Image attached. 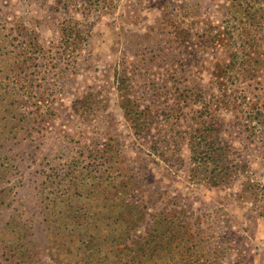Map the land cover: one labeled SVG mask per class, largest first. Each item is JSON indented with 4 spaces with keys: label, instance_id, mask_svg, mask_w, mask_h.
Segmentation results:
<instances>
[{
    "label": "rangeland",
    "instance_id": "rangeland-1",
    "mask_svg": "<svg viewBox=\"0 0 264 264\" xmlns=\"http://www.w3.org/2000/svg\"><path fill=\"white\" fill-rule=\"evenodd\" d=\"M0 264H264V0H0Z\"/></svg>",
    "mask_w": 264,
    "mask_h": 264
}]
</instances>
